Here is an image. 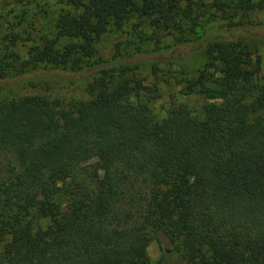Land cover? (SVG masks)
<instances>
[{"label": "trees", "instance_id": "16d2710c", "mask_svg": "<svg viewBox=\"0 0 264 264\" xmlns=\"http://www.w3.org/2000/svg\"><path fill=\"white\" fill-rule=\"evenodd\" d=\"M10 3L0 79L80 70L110 33L117 48L161 49L212 17L244 26L264 11V0H63L28 19L26 0ZM206 52L197 75L172 77L161 118L160 88L133 68H102L84 99L0 98V264H264L263 61L240 41Z\"/></svg>", "mask_w": 264, "mask_h": 264}, {"label": "rangeland", "instance_id": "374dc122", "mask_svg": "<svg viewBox=\"0 0 264 264\" xmlns=\"http://www.w3.org/2000/svg\"><path fill=\"white\" fill-rule=\"evenodd\" d=\"M43 1L48 2L49 10L52 12L64 6L63 0H26L28 19H34L42 14L38 2ZM12 6L10 0H0V12L10 10ZM223 23L221 19L212 17L202 23L195 38L190 42L167 45L161 49H153L152 46L142 50L125 49L123 46L117 48L115 43L121 37L110 33L99 41L95 57L82 69L73 71L39 65L23 73L9 74L0 79V98L44 93L52 98L84 99L88 97L86 90L88 82L102 68H133L145 82L155 83L160 88L161 97L151 102L150 106L156 117L161 118L176 99L174 95H177L180 89L172 77L180 70L189 77L197 75L199 68L208 60L206 46L211 42L240 41L260 54L264 68V11L256 12L252 22L244 26L229 27ZM196 100L198 106L204 103L201 98L193 95L188 97L192 105ZM194 184L199 186L201 182L195 180ZM147 253L153 263L159 260L160 250L154 239L149 242Z\"/></svg>", "mask_w": 264, "mask_h": 264}]
</instances>
